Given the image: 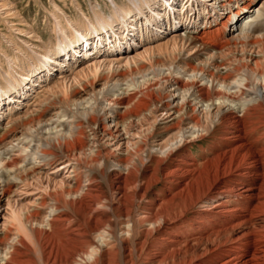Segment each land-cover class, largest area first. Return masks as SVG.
I'll list each match as a JSON object with an SVG mask.
<instances>
[{
	"label": "bare ground",
	"instance_id": "6f19581e",
	"mask_svg": "<svg viewBox=\"0 0 264 264\" xmlns=\"http://www.w3.org/2000/svg\"><path fill=\"white\" fill-rule=\"evenodd\" d=\"M149 2L131 0L113 16L98 15L88 33H60L56 51L83 42L85 52L89 33L123 24ZM257 2L224 0L218 20L177 35L171 51L150 57L149 69L140 63L101 75L99 89L93 66L91 79L72 91L78 100L63 89L52 101H64L74 119L39 113L0 125V208L58 160H76L71 180L59 181L35 207L12 210L13 227L0 231V264H264V23L262 10L252 9ZM178 41L199 48L197 55L177 54ZM5 80L1 99L24 79ZM164 106L171 119L149 126L150 139L122 152L107 146L135 122L157 123ZM157 131L170 135L151 148ZM147 148L154 155L144 165ZM146 199L145 216L136 218L137 201Z\"/></svg>",
	"mask_w": 264,
	"mask_h": 264
},
{
	"label": "rangeland",
	"instance_id": "374dc122",
	"mask_svg": "<svg viewBox=\"0 0 264 264\" xmlns=\"http://www.w3.org/2000/svg\"><path fill=\"white\" fill-rule=\"evenodd\" d=\"M223 1L150 0L148 4H141L138 9L133 10L123 24L115 21L111 29H100L89 33L85 52L81 42L67 53H58L56 46L59 44L60 33H88L89 24L96 21L98 15L113 16L123 5H129L131 0H0V86L1 88L6 86L5 79L9 76H13L17 81L24 79L19 87L0 98V125L9 126L20 118L39 113H42L43 119L50 118L57 112H62L65 118L68 116L74 119V111L68 110L64 101L56 102L57 105L52 102L63 89L68 91L70 98L78 100L79 95L72 91L76 90L81 83L91 79L93 66L99 68L95 81L98 89L104 82L100 81V77L105 73H112L117 69H125L127 66L131 67L140 63H144V68L149 69L150 57L171 51L173 46L175 47L173 39L177 35L184 34L186 30L201 28L209 21L218 20L220 15H225L226 10L220 7ZM257 1L252 9L262 10V16L258 21L264 23V0ZM176 46V53H184L188 58L197 55L199 49L180 41ZM49 50L52 51V57H49L48 65L40 66L39 63L43 62L42 57ZM210 55L209 53L203 57L200 55L199 59L202 60ZM89 88L90 85L87 86L86 91ZM83 91V88L79 89V92ZM170 116L165 111V106L161 107L157 123L151 121L141 128V124L135 122L127 136L122 135L111 144L107 142V146L120 152L126 151L128 147L132 149V142L141 141L145 137L149 138L147 136L149 126L160 127L171 119ZM104 120H108L107 116ZM159 132L161 131L156 133L157 137L148 141L151 148L170 135V133ZM201 150L200 144H194L191 152L200 159L203 155ZM20 155H23L20 151L12 153L14 157H21ZM143 155L145 156L144 165L150 164V156L154 154L147 148ZM6 160L4 159L1 163L5 164ZM65 160H58L49 166L46 173L39 179L30 180L24 184L9 203L7 199L2 202L0 231L11 226L13 209L23 208L26 211L35 207L36 201L43 194L53 191L59 181H68L73 178L72 167L76 160ZM138 161L137 165L141 170L143 164ZM110 166L113 168L114 162H111ZM101 181L109 190L107 182L102 179ZM156 188L152 190L153 193L158 189ZM147 201L148 199L137 201L136 218L145 216L146 211L142 207ZM113 203L117 205L119 198H115ZM201 206L205 208L206 204ZM102 209H107L113 215L112 208L110 210V207H99L100 211ZM43 214L44 212L41 211V215ZM113 218L115 219L114 216Z\"/></svg>",
	"mask_w": 264,
	"mask_h": 264
}]
</instances>
